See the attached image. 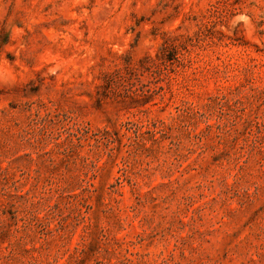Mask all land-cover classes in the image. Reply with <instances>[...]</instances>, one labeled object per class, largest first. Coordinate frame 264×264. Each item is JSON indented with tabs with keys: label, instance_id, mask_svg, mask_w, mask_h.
I'll return each mask as SVG.
<instances>
[{
	"label": "rangeland",
	"instance_id": "rangeland-1",
	"mask_svg": "<svg viewBox=\"0 0 264 264\" xmlns=\"http://www.w3.org/2000/svg\"><path fill=\"white\" fill-rule=\"evenodd\" d=\"M0 264H264V0H0Z\"/></svg>",
	"mask_w": 264,
	"mask_h": 264
},
{
	"label": "trees",
	"instance_id": "trees-1",
	"mask_svg": "<svg viewBox=\"0 0 264 264\" xmlns=\"http://www.w3.org/2000/svg\"><path fill=\"white\" fill-rule=\"evenodd\" d=\"M177 51H178V48L176 46H173L172 50L170 51V56H171V54H173V55H172V57H170L169 55H165L166 50H163V53H162L163 57H162V59L163 60H168V61L176 60L177 59L176 58ZM173 56H175V57H173ZM147 61L149 63H151V64H154L156 60L153 59L152 57H147ZM123 79H124V77L122 75H120V76H118L116 78L115 77L112 78V80H115V81H122Z\"/></svg>",
	"mask_w": 264,
	"mask_h": 264
}]
</instances>
